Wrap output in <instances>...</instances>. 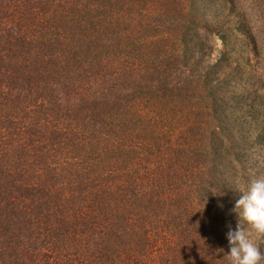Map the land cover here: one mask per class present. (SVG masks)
Masks as SVG:
<instances>
[{"label":"trees","instance_id":"16d2710c","mask_svg":"<svg viewBox=\"0 0 264 264\" xmlns=\"http://www.w3.org/2000/svg\"><path fill=\"white\" fill-rule=\"evenodd\" d=\"M66 1L0 0V264H228L225 83L181 36L121 56L123 0Z\"/></svg>","mask_w":264,"mask_h":264},{"label":"rangeland","instance_id":"374dc122","mask_svg":"<svg viewBox=\"0 0 264 264\" xmlns=\"http://www.w3.org/2000/svg\"><path fill=\"white\" fill-rule=\"evenodd\" d=\"M75 1L67 0L66 6ZM191 9H198V13H189ZM120 12L122 16L116 35L120 36L121 48L118 50L121 56L130 42H137L131 52L152 42L156 43L153 45L157 50L164 52L169 50L168 46L179 42L181 36L188 44L198 46V59L190 61L192 66L198 67L196 71L202 72L212 66V82L222 79L221 83H225L228 112L232 114L237 134L240 133L239 143L246 146L241 158L235 159L230 155L225 160L233 168L225 176L228 188L221 190L222 195L229 194L223 212L228 217L230 204L236 203L243 195L239 188L246 190L250 178L264 174V0H208L206 4L199 0H123ZM33 19L30 17L29 20ZM127 36L133 39L128 40ZM113 42L114 38L111 47ZM108 53H112L111 50ZM137 63L134 60L133 64ZM193 96L185 98L190 106ZM200 103L201 97H196V104ZM175 113L177 111H171V116ZM175 126L173 122L172 127ZM225 147L232 152V146L225 144ZM208 206V212L214 216V205L208 203ZM233 217L237 224L239 218L234 209ZM152 235L154 238L158 236ZM160 236H165L167 245L172 247L177 245L176 240L181 242L178 246L185 242L184 237L175 239L172 231L164 230ZM258 243L264 252V241ZM159 244L165 249L160 240L154 245L158 247ZM199 256L205 255L201 253ZM166 261L171 262L169 259Z\"/></svg>","mask_w":264,"mask_h":264},{"label":"clouds","instance_id":"9594fccd","mask_svg":"<svg viewBox=\"0 0 264 264\" xmlns=\"http://www.w3.org/2000/svg\"><path fill=\"white\" fill-rule=\"evenodd\" d=\"M243 195L236 201L238 215L235 229L229 226L226 238L228 264H264V252L258 241H264V174L250 178ZM247 225V227H246Z\"/></svg>","mask_w":264,"mask_h":264}]
</instances>
